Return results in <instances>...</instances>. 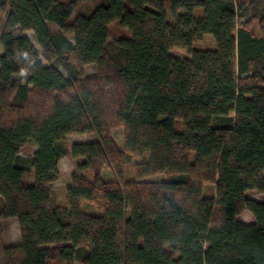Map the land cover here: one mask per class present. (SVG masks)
I'll list each match as a JSON object with an SVG mask.
<instances>
[{
    "label": "trees",
    "instance_id": "1",
    "mask_svg": "<svg viewBox=\"0 0 264 264\" xmlns=\"http://www.w3.org/2000/svg\"><path fill=\"white\" fill-rule=\"evenodd\" d=\"M87 1L0 0V264H264V0Z\"/></svg>",
    "mask_w": 264,
    "mask_h": 264
},
{
    "label": "rangeland",
    "instance_id": "2",
    "mask_svg": "<svg viewBox=\"0 0 264 264\" xmlns=\"http://www.w3.org/2000/svg\"><path fill=\"white\" fill-rule=\"evenodd\" d=\"M103 0H88L83 8L81 9V12L88 14L94 7L101 4ZM76 16V13L73 14L72 19ZM70 39L72 37L70 36ZM34 46L36 49L41 52V47L33 41ZM216 46L214 39L210 35H206L202 41L196 43L193 46V49L197 50H206V49H214ZM2 52V47L0 45V54ZM57 69L66 76V72L62 68L60 64L56 65ZM84 72L86 76H90L95 74V68L93 66H86L84 68ZM113 135L117 142L121 144L122 138L120 132H113ZM94 135L92 134H79V135H71L67 138V148L68 153L64 157H62L58 162V180L53 183L52 185V193L53 198L55 202L57 203H63L66 196V189L68 185L70 184V177L71 174L75 171V168L77 164L82 160L81 158H74L71 155V148L76 143H87L94 141ZM37 150V147L34 145L26 146L21 151V156L24 160H27L30 156H32L35 151ZM102 177L105 181L111 180L112 174L109 170H104L102 172ZM158 179L162 180L163 177H158ZM214 193V187L206 185L203 188V195L206 197L211 196ZM247 197L254 199L256 201H261L264 198V194L252 189L247 191L246 193ZM85 209L87 211L97 212L98 210L90 205H85ZM239 219L242 220L245 223H252L254 222V218L251 215L249 211H244L240 216ZM20 242V235H19V228L18 224L15 220L9 219V220H1L0 219V258H1V249L3 246L9 245V244H18ZM49 264H63L62 262H50Z\"/></svg>",
    "mask_w": 264,
    "mask_h": 264
},
{
    "label": "crops",
    "instance_id": "3",
    "mask_svg": "<svg viewBox=\"0 0 264 264\" xmlns=\"http://www.w3.org/2000/svg\"><path fill=\"white\" fill-rule=\"evenodd\" d=\"M14 220V219H13Z\"/></svg>",
    "mask_w": 264,
    "mask_h": 264
}]
</instances>
